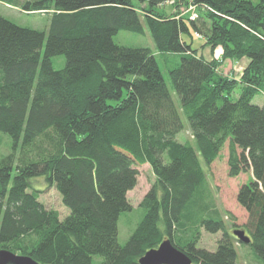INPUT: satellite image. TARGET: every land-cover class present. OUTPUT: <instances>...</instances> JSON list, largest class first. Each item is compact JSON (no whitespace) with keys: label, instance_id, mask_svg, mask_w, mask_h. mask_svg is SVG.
Segmentation results:
<instances>
[{"label":"trees","instance_id":"1","mask_svg":"<svg viewBox=\"0 0 264 264\" xmlns=\"http://www.w3.org/2000/svg\"><path fill=\"white\" fill-rule=\"evenodd\" d=\"M140 1L147 7L0 0L48 19L40 30L0 15V131L11 139L0 158V249L39 264H139L169 238L191 264H240L237 244L264 260V103L253 102L264 97V0ZM169 1L176 11L156 10ZM143 21L154 50L114 41L119 31L142 34ZM191 29L218 56L199 55L182 37ZM156 53L180 57L168 75L187 127ZM57 56L65 59L60 69ZM242 57L248 62L238 78L223 73L224 60ZM184 129L192 141L177 140ZM226 142L229 176L251 172L236 194L248 214L249 243L227 230L208 200L200 158L210 164ZM145 163L154 182L139 204L141 219L120 244L117 223L132 209L135 166ZM39 177L60 194L63 219L39 200ZM201 229L221 232L214 251L197 246Z\"/></svg>","mask_w":264,"mask_h":264},{"label":"rangeland","instance_id":"2","mask_svg":"<svg viewBox=\"0 0 264 264\" xmlns=\"http://www.w3.org/2000/svg\"><path fill=\"white\" fill-rule=\"evenodd\" d=\"M256 1V0H252ZM132 2L138 7H147V2H142L140 0H132ZM171 2H167L168 5H161L156 7L157 11L170 13L176 11L169 5ZM178 11L189 17H196V13L192 7L185 9L180 6ZM0 15L9 19L10 21L21 25L33 27L40 30H46L48 26V19L46 16L39 12L24 13L17 7L0 2ZM191 15V16H190ZM144 32L142 34L133 33L130 31H119L114 36V41L120 45H125L129 47H148L154 50L153 40L150 36L148 27L143 21ZM183 39L188 41L192 48L197 49L199 55H203L207 59H212L213 56H218L219 50L215 51L213 55L210 49L204 46V39L196 36L194 30H190V34H183ZM165 56L168 57L167 62H165ZM161 56L160 54H155L159 67L161 69L164 80L171 92L172 98L179 110L182 122L185 127L188 126V122L185 114L181 110V103L178 95L174 91L173 85L168 75V69L176 66L180 57L178 54H170ZM221 60V59H220ZM248 62L247 57H242L238 60L226 59L223 61L222 66L227 70H232L234 77L238 78ZM65 59L62 56L53 57V66L56 69H60L64 66ZM237 97V93L232 96L233 99ZM254 103L263 104V95H257L253 99ZM177 140L180 142L192 141L191 135L187 129L180 131L177 136ZM11 150V139L10 137L0 131V158L5 156ZM228 142L225 143L224 147L220 151L218 157L213 160L210 164L206 165L202 158H200L203 168L206 172V178L209 188V202L215 204L217 209L220 210L223 216L227 230L231 233L234 229H245L244 225L247 222L248 214L246 210L237 202L236 194L240 185L248 180L251 172H241L237 176H229L228 174ZM138 170L136 185L127 192V197L131 203L132 209L128 212H123L118 220V242L124 244L128 239L131 232L134 230L136 224L139 222L143 215V209L140 207V202L142 201L145 194L150 189L154 182L153 172L148 165V163L135 166ZM33 185L37 189H41L39 193V200L42 204L48 208L53 209L59 213L60 219H63L65 215L68 214V209L63 205L61 201V196L54 186L47 185L42 178L35 179ZM232 217V218H231ZM221 232L211 233L205 229H201L200 238L197 246L205 248L210 251H214L217 247V241L221 237ZM29 244V241H20L16 244L24 245ZM15 248V247H14ZM237 251V262L240 264H264V260L260 259L252 249L247 245L237 244L235 246ZM8 250V249H7ZM11 251V250H9ZM12 252V251H11ZM15 254H22L19 250H14ZM26 255V254H24ZM254 259V260H253Z\"/></svg>","mask_w":264,"mask_h":264},{"label":"water","instance_id":"3","mask_svg":"<svg viewBox=\"0 0 264 264\" xmlns=\"http://www.w3.org/2000/svg\"><path fill=\"white\" fill-rule=\"evenodd\" d=\"M232 234L243 243H249L250 237L244 229H234ZM0 264H39L30 255L15 254L6 249H0ZM139 264H191L190 258L165 239L160 245L151 249L139 259Z\"/></svg>","mask_w":264,"mask_h":264},{"label":"crops","instance_id":"4","mask_svg":"<svg viewBox=\"0 0 264 264\" xmlns=\"http://www.w3.org/2000/svg\"><path fill=\"white\" fill-rule=\"evenodd\" d=\"M221 69H222V71H223L224 74H228V75H229V74H230V75H233V74H234V73H232V70H233V69H231V70L229 71V70H227L226 68H224L223 66L221 67Z\"/></svg>","mask_w":264,"mask_h":264}]
</instances>
